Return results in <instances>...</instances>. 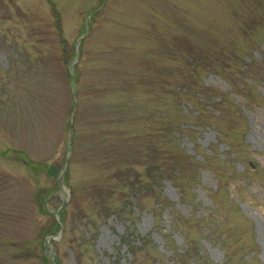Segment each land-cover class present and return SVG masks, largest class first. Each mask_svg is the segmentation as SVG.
Instances as JSON below:
<instances>
[{"label": "rangeland", "instance_id": "rangeland-1", "mask_svg": "<svg viewBox=\"0 0 264 264\" xmlns=\"http://www.w3.org/2000/svg\"><path fill=\"white\" fill-rule=\"evenodd\" d=\"M0 264H264V0H0Z\"/></svg>", "mask_w": 264, "mask_h": 264}, {"label": "trees", "instance_id": "trees-1", "mask_svg": "<svg viewBox=\"0 0 264 264\" xmlns=\"http://www.w3.org/2000/svg\"><path fill=\"white\" fill-rule=\"evenodd\" d=\"M127 179V178H126ZM132 182H130V180L128 181V180H126V183H124V185L126 186V187H128V189L131 191V194H130V196H133V197H136L135 195H136V192H135V186L133 185V184H131ZM130 184V185H129ZM129 185V186H128ZM61 211L62 212H64V207H62L61 208ZM60 214H61V212H60ZM56 221V220H55ZM56 224H58V222L56 221L55 222ZM132 251H133V249H131Z\"/></svg>", "mask_w": 264, "mask_h": 264}]
</instances>
